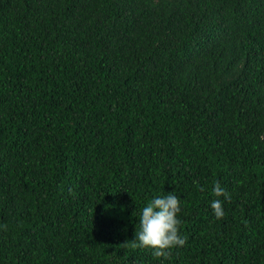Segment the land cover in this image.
<instances>
[{"label": "trees", "instance_id": "obj_1", "mask_svg": "<svg viewBox=\"0 0 264 264\" xmlns=\"http://www.w3.org/2000/svg\"><path fill=\"white\" fill-rule=\"evenodd\" d=\"M0 264H264V0H0Z\"/></svg>", "mask_w": 264, "mask_h": 264}, {"label": "clouds", "instance_id": "obj_2", "mask_svg": "<svg viewBox=\"0 0 264 264\" xmlns=\"http://www.w3.org/2000/svg\"><path fill=\"white\" fill-rule=\"evenodd\" d=\"M212 195L216 199L210 201V207L219 220L225 215L223 201L231 196L219 182L214 183ZM181 204L174 192L158 193L144 202L139 210V230L134 234L136 245L150 250L156 258H167L173 249L183 248L187 241L180 234Z\"/></svg>", "mask_w": 264, "mask_h": 264}]
</instances>
